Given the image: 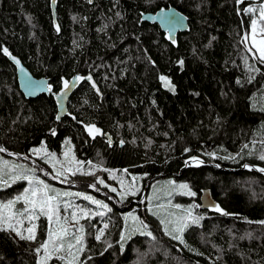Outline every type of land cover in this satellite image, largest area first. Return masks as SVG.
<instances>
[{
  "label": "trees",
  "instance_id": "trees-1",
  "mask_svg": "<svg viewBox=\"0 0 264 264\" xmlns=\"http://www.w3.org/2000/svg\"><path fill=\"white\" fill-rule=\"evenodd\" d=\"M251 2L264 0H57L54 22L51 0H0L1 154L33 162L44 175L46 162L30 151L44 145L49 155L58 154L69 144L81 168L65 185L111 208L82 219L85 251L74 264H264V171L258 170L264 169V63L246 39L252 18L243 9ZM169 6L188 24L174 43L156 24L139 20L141 12ZM3 48L34 76L46 77L50 94L25 98ZM77 75L92 80L75 81L68 113L56 120L55 94ZM90 124L102 134L90 136ZM98 168L102 178L110 171L138 176L144 196L140 189L120 199L100 191L86 174ZM165 180L187 184L203 217L184 230V243L144 210L149 187ZM24 185H3L0 199L19 195ZM203 189L215 202L207 209L198 206ZM217 205L228 214L215 211ZM132 210L151 236L121 239L124 215ZM41 224L46 228L45 218ZM45 238L38 227L37 240ZM35 249L0 231V264H37ZM48 264L63 263L53 257Z\"/></svg>",
  "mask_w": 264,
  "mask_h": 264
},
{
  "label": "snow or ice",
  "instance_id": "snow-or-ice-1",
  "mask_svg": "<svg viewBox=\"0 0 264 264\" xmlns=\"http://www.w3.org/2000/svg\"><path fill=\"white\" fill-rule=\"evenodd\" d=\"M89 3L92 2V0H88ZM242 0H237V4L241 3ZM56 0H52V4H55ZM244 12H251L253 9L251 8H245L243 9ZM259 13H260V19L264 20V3H262L259 7ZM119 15V14H118ZM75 19V18H74ZM256 26L257 21L252 20L251 21V27L253 33L256 32ZM57 31H59V27L57 26ZM261 31H264V28L261 29ZM175 41H173L174 43ZM253 47L257 49L259 52V61L261 63H264V39L260 40L258 43L256 40H253ZM2 52L5 56L11 57V54L7 48H3ZM17 65H19V61L15 59V57H11ZM181 66L183 65V61L181 60L179 62ZM75 81H81L82 79H88L89 81L92 80L91 76L88 77H81L77 75L75 78ZM160 80L162 84L168 88V90L175 92V86L172 85L171 81L165 77L160 76ZM69 82L63 81V88L68 89L69 88ZM92 87L96 88V84L93 82ZM48 90L51 91V86L48 87ZM59 119V117H57ZM86 131L90 136L95 138L96 135H101V130L97 128L95 125H86L85 126ZM53 134H55L53 132ZM67 143V141H66ZM247 147V145H245ZM6 149L2 146H0V153L5 152ZM35 153H39L41 149H34ZM187 151V149L185 150ZM9 155H12V153H9ZM65 156H67V153H65ZM195 159V158H193ZM261 160H264V155L260 156ZM47 162V161H46ZM79 163V162H77ZM197 164L201 163L200 161H196ZM19 166L13 165L11 168L8 167L7 162L4 163L3 168H0V184L7 185L8 181L4 179L5 175H9V179L13 182L16 180H26L29 184L28 188H25L23 193L21 195H18L15 199L9 200L7 203L0 204V231H12L17 236L20 237V239H26L32 242L37 241V235L36 230L38 227L45 230L46 238L43 241L39 242V246L35 249V252L39 255L41 251H43V257L41 260L37 261V264H47L49 260L53 258V256H56L57 253H60L64 251L65 249V242L66 238L71 235V240H67V253L69 256L72 257V260H67V264H73L74 260H78L79 257L77 253H82L85 251L84 247V232L85 229L83 226H80V220L86 219L89 216H100L103 217L105 214V211L111 212V208L108 207L107 204L102 203L99 200L94 199L91 196L84 195L82 193H76L75 195L81 196L84 200L89 201L91 204L96 205L98 208L103 209L104 211L99 212H92L91 210H85L82 208L78 209L77 211H72L69 215H61V197L62 196H69L72 195L71 193H61L58 192L55 188L51 187L49 184L45 183L43 180H40L39 178H36L34 176L27 175V170L17 173L15 175H10L15 168ZM247 167V165H245ZM7 169V171H5ZM79 169H77L78 171ZM259 171H264V169H258ZM67 171H72V169H67ZM91 174V173H86ZM60 176H64V172L56 171V174L53 178H57ZM67 179V177H65ZM98 184L103 185L104 182L100 179H97L96 181ZM169 183H172L169 181ZM106 186V185H105ZM179 189L183 190L184 194H187L189 196L195 195V193L191 192L188 189L187 184H180L178 185ZM111 191H115V189H110ZM23 202L24 208L23 210H17L16 212H13L12 209L14 205H16L19 202ZM71 207H77L74 206L72 203L67 202L64 203L63 211L67 213V210ZM175 207L180 208V205H176ZM215 211L220 212L222 215H227L228 213H225L223 209H221L218 205L214 208ZM184 211L187 212V215L180 218V221L178 222V226L173 228L172 232H168L167 229L166 234L170 235L172 239L178 240L181 243H184L182 233L184 230L190 226V224H199V221L203 219L201 216H194L192 211L190 209H185ZM27 219L28 226L24 228V232L27 233V235H24L21 231H18V228L23 224V219ZM41 217L46 218L47 220V227L43 224L37 225L35 223L36 220H39ZM135 220L136 218L133 217ZM69 223H72L74 225H77L75 228V233L72 232V229L69 228L67 225ZM144 229H147V224H144L142 221L140 222ZM161 223H164V221H161ZM171 223V221H169ZM260 223L264 224V221H261ZM108 227L107 224H104L103 229H97V235L95 236V239L99 241L101 237L104 234V229ZM76 233H79L78 235ZM143 234L151 236V233L145 232ZM121 239H124V236H121ZM74 241V243L72 242ZM110 246V245H109ZM57 259L65 260L66 258L63 256H56Z\"/></svg>",
  "mask_w": 264,
  "mask_h": 264
},
{
  "label": "rangeland",
  "instance_id": "rangeland-1",
  "mask_svg": "<svg viewBox=\"0 0 264 264\" xmlns=\"http://www.w3.org/2000/svg\"><path fill=\"white\" fill-rule=\"evenodd\" d=\"M251 1H254V0H251ZM260 5L256 4L255 2H251L245 7V8L253 9V11L246 12V13H249L251 15V18H252L251 21L252 20L257 21L256 32L253 33L252 27H251V21H250L247 36H246L248 45L254 50L257 57H259V52L257 51L255 47L252 46L253 40H256L258 43L260 40L264 39V31H261V29L264 28V26H261V24L258 21V19L260 18V13H259ZM35 149H41V151L39 153H35L33 149L30 151V156L36 159L39 157L41 158L40 161H43V160L45 162L47 161L46 166L48 167V170L47 172H45L44 175L40 173V170H42V168H38V169L35 168L33 162L23 163L24 161L21 162L16 159L6 158L1 153H0V168H3L5 162H7L9 168H11L13 165H17L19 167L15 168V170L10 175H15L26 169L27 175L34 176L36 178H39L40 180H43L45 183L55 188L58 192L71 193L72 195L61 197V201H62L61 215L62 216L67 214L70 217L71 212L72 211L78 212L79 208H82L85 210H92V212L96 210H100V208H98L96 205L94 204L91 205L89 201L84 200L81 196L75 195L76 193H82L84 195L93 197L90 193L78 191L69 185H65L69 183L68 180H70L71 178L69 176L76 172L79 173V170L81 168V164L77 163L78 161L75 159L72 147L69 144H65L62 147V149L58 152V154L49 155L44 145L38 148H35ZM65 153H67V156H65ZM32 160L35 161V159H32ZM67 169H72V171H67ZM77 169L79 170L77 171ZM87 170L89 173H91V175L95 178L96 181L97 179H100L104 182L103 185L98 184L100 187L99 188L100 191H102V187H104L109 192H112L113 196L115 195L118 199H120L127 195L133 196L135 192L138 189H140V192L141 193L143 192V196H144V190L141 187L142 185L141 180L136 175L129 174L127 177H125L123 172L110 171L106 173V176L104 178H102V174H103V172H101L102 169L98 168V171L95 169H87ZM5 171H7V169H5ZM56 171L64 172V176L53 178L56 174ZM65 177H67V179H65ZM4 179L7 180L8 183L12 182V180L9 179V175H5ZM16 181L24 182L25 184L24 189L29 187V184L26 180H16ZM169 181L170 180L158 181L157 183H154L153 185H151L148 189V192L146 195V201H145L146 205L144 206V210L147 213L156 217L160 223L161 221H164V223H161V226L165 233H166L165 231L166 229L168 232H172L173 228L178 226V222L180 221V218L187 215V212L184 211L185 209H190L194 216L198 215L196 212V208H197L195 204L196 201L192 199V197H195V195L189 196L187 194H184L183 190L179 189L178 187V185L180 184L169 183ZM2 186L3 184H0V188ZM110 189H115V191H111ZM23 191L19 195H21ZM178 195L180 196L182 195L184 197L189 196V200L184 203H179L175 201V197H177ZM17 196L18 195L8 200L0 199V204L7 203L9 200H13ZM93 198L101 201L104 204H107V202L103 200L97 199L95 197ZM67 202L72 203L74 206H78V208L71 207L67 210V213H65L63 211V206H64V203H67ZM176 205H180V208L175 207ZM23 208H24V204L21 201L17 203L16 205H14L12 211L13 212H16L17 210L22 211ZM133 217H135L136 219L134 220ZM19 219H23V224L18 228V231H21L24 235H27V233L24 232V228L28 226L29 222L27 221V219H24V218H19ZM81 221L82 219L80 220V226H82ZM141 221L144 223L143 219L140 218V216L137 214L135 210L127 212L124 215V227H123L121 236L123 235L125 239L126 237L134 233L143 234L145 232H148L147 229L143 228L142 224L140 223ZM169 221H171V223H169ZM35 223L38 225V220H36ZM45 224L47 227L46 218H45ZM67 226L72 229L73 233H75V228L77 227V225L69 223ZM12 233L14 234L16 238L20 239V237L17 236L14 232ZM76 234L78 235L79 233H76ZM36 235H37V230H36ZM22 240L35 244L36 248L39 246V242H40L39 240H37L36 242H32L26 239H22ZM67 240H71V235L66 238L64 251L56 254V256H63L66 258L65 260H62L63 264H67V260H72V257L69 256L67 253ZM72 242L74 243V241ZM77 255L80 259V253H77ZM56 256H53V257H56ZM37 257H38V260H41V258L43 257V251H41L39 255L37 254ZM79 259L74 260L73 264L77 263Z\"/></svg>",
  "mask_w": 264,
  "mask_h": 264
},
{
  "label": "water",
  "instance_id": "water-1",
  "mask_svg": "<svg viewBox=\"0 0 264 264\" xmlns=\"http://www.w3.org/2000/svg\"><path fill=\"white\" fill-rule=\"evenodd\" d=\"M93 1L94 0H92V2ZM51 11L54 22H56V3L52 4V0ZM139 20L156 24L160 31L165 32L168 41L175 40L178 32L186 31L188 28L187 17L172 6L159 8L153 12H141ZM11 57H15V59L20 62L19 65H17ZM11 57L8 56V59L15 66L19 90L25 98H35L40 94H50L52 87L51 91H49L48 87L51 85L46 77L34 76L18 56L11 54ZM75 84V79L73 78L69 81L70 86L68 89L62 88L55 94L54 98L57 105L56 120H60L68 113L69 99ZM57 117H59V119H57ZM106 136L110 138L108 134H106ZM214 204L215 202L210 191L208 189L201 190L198 196V206L201 209H207L214 206Z\"/></svg>",
  "mask_w": 264,
  "mask_h": 264
},
{
  "label": "flooded vegetation",
  "instance_id": "flooded-vegetation-1",
  "mask_svg": "<svg viewBox=\"0 0 264 264\" xmlns=\"http://www.w3.org/2000/svg\"><path fill=\"white\" fill-rule=\"evenodd\" d=\"M162 32V31H161ZM163 33V35L166 37V34H165V32H162ZM179 33V32H178Z\"/></svg>",
  "mask_w": 264,
  "mask_h": 264
}]
</instances>
